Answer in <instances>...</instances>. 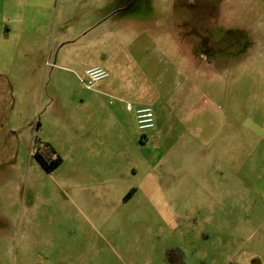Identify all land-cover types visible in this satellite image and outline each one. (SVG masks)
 <instances>
[{"label":"rangeland","instance_id":"obj_1","mask_svg":"<svg viewBox=\"0 0 264 264\" xmlns=\"http://www.w3.org/2000/svg\"><path fill=\"white\" fill-rule=\"evenodd\" d=\"M20 1L0 0V28ZM64 29L79 64L46 49L19 72L18 53L8 75L0 264H264V0H89ZM100 51L161 58L150 98L100 101L81 72ZM206 115L210 145L196 136ZM38 143L61 165L45 169Z\"/></svg>","mask_w":264,"mask_h":264},{"label":"crops","instance_id":"obj_2","mask_svg":"<svg viewBox=\"0 0 264 264\" xmlns=\"http://www.w3.org/2000/svg\"><path fill=\"white\" fill-rule=\"evenodd\" d=\"M20 4L24 12L16 25H7L6 29L0 28V76L5 77L10 86L12 85L8 75L12 79L16 78L12 74V61L18 53L24 57L18 69L19 72L29 71L32 68L29 64L34 61L33 58L46 49H51V55L57 63L72 66L79 64L80 56L70 49H64L65 44H70L79 38H70V32L64 29V25L71 20L73 9L88 7L89 0H21ZM79 35V37L88 36L85 32ZM145 51H142L144 55L138 61H128V64L123 66L122 60L118 57H108L107 53L100 51L98 60L84 66L81 72L85 73L92 67L101 66L114 73L112 78L98 83L96 90L93 91L99 96L100 101H103L108 95L114 94L117 95L119 102L124 103V97H127L138 103L144 97L150 98L152 95L154 87L151 88L150 93V75L153 73L152 70L159 68L162 63L161 58V61L157 60L146 54ZM21 78L26 82L27 77L21 76ZM32 85V83L29 84V86ZM146 87L149 89L148 91H145ZM120 109L121 105L117 103L112 114L115 115L116 121L121 126L122 123L116 115ZM206 116L208 117V115ZM209 120L211 121L208 122V127H199L196 134L201 137L202 145H210L214 135L218 134L219 128L214 131L216 125L214 118Z\"/></svg>","mask_w":264,"mask_h":264},{"label":"built area","instance_id":"obj_3","mask_svg":"<svg viewBox=\"0 0 264 264\" xmlns=\"http://www.w3.org/2000/svg\"><path fill=\"white\" fill-rule=\"evenodd\" d=\"M111 73L104 67L96 66L88 69L85 73L84 83L87 87H93L96 84L109 79ZM128 108L131 110L132 105L129 103ZM136 118L138 127L143 132L152 131L156 127L155 123V113L151 107L139 108L136 111ZM40 149L43 148L40 143H38Z\"/></svg>","mask_w":264,"mask_h":264},{"label":"trees","instance_id":"obj_4","mask_svg":"<svg viewBox=\"0 0 264 264\" xmlns=\"http://www.w3.org/2000/svg\"><path fill=\"white\" fill-rule=\"evenodd\" d=\"M11 107V86L5 77L0 76V112L3 113V111H5L7 108L10 109ZM2 146L5 147L8 146V144L4 143ZM35 156L48 171L56 169L63 162L62 157L57 155L55 149L49 145L38 150Z\"/></svg>","mask_w":264,"mask_h":264}]
</instances>
